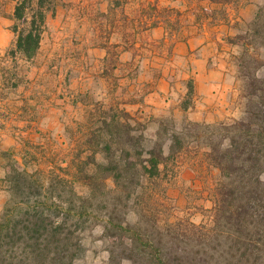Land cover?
<instances>
[{"label": "rangeland", "instance_id": "1", "mask_svg": "<svg viewBox=\"0 0 264 264\" xmlns=\"http://www.w3.org/2000/svg\"><path fill=\"white\" fill-rule=\"evenodd\" d=\"M18 1L0 0V215L11 198V163L70 178L85 134L100 116L124 110L144 152L177 151L149 187L152 215L142 216L146 203L136 194L121 207L128 219L212 224L223 172L209 153L264 109V0H50L33 57L14 51ZM83 243L76 264H110L101 223Z\"/></svg>", "mask_w": 264, "mask_h": 264}, {"label": "trees", "instance_id": "2", "mask_svg": "<svg viewBox=\"0 0 264 264\" xmlns=\"http://www.w3.org/2000/svg\"><path fill=\"white\" fill-rule=\"evenodd\" d=\"M51 8L50 0L36 4L18 1L12 13L18 32L14 51L27 57L36 55ZM260 90L263 104L264 87ZM261 107L252 111L254 116L238 122V133L230 145H214L209 153L223 172L210 225L167 219L158 223L153 216L149 226L128 219L121 207L128 206L136 194L146 203L142 216H149L148 198L155 197L149 187L163 179L177 156L174 150L166 153L162 145L144 152L142 132L138 133V123L128 111L100 116L99 124L85 134L73 157L77 174L70 178L52 172L41 177L37 170L11 163L6 174L11 198L0 215V264H76L86 252L85 231L99 223L109 242L110 264L125 259L131 264H263ZM77 184L85 187L84 193L78 191ZM102 204L108 211L100 219Z\"/></svg>", "mask_w": 264, "mask_h": 264}]
</instances>
